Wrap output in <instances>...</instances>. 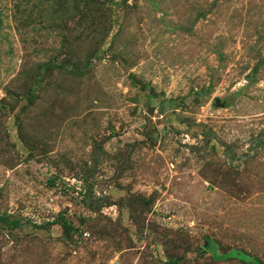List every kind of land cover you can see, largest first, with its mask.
<instances>
[{
  "label": "rangeland",
  "instance_id": "obj_1",
  "mask_svg": "<svg viewBox=\"0 0 264 264\" xmlns=\"http://www.w3.org/2000/svg\"><path fill=\"white\" fill-rule=\"evenodd\" d=\"M0 264H264V0H0Z\"/></svg>",
  "mask_w": 264,
  "mask_h": 264
},
{
  "label": "trees",
  "instance_id": "obj_2",
  "mask_svg": "<svg viewBox=\"0 0 264 264\" xmlns=\"http://www.w3.org/2000/svg\"><path fill=\"white\" fill-rule=\"evenodd\" d=\"M207 248L209 249L210 248V245ZM211 249H212V247H211Z\"/></svg>",
  "mask_w": 264,
  "mask_h": 264
}]
</instances>
